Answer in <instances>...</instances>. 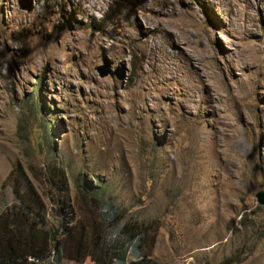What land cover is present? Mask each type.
<instances>
[{"label":"rangeland","instance_id":"rangeland-1","mask_svg":"<svg viewBox=\"0 0 264 264\" xmlns=\"http://www.w3.org/2000/svg\"><path fill=\"white\" fill-rule=\"evenodd\" d=\"M84 187L155 264H264V0H0V211L78 237Z\"/></svg>","mask_w":264,"mask_h":264},{"label":"trees","instance_id":"trees-1","mask_svg":"<svg viewBox=\"0 0 264 264\" xmlns=\"http://www.w3.org/2000/svg\"><path fill=\"white\" fill-rule=\"evenodd\" d=\"M60 176L62 179L63 175ZM61 181L53 179L52 183L59 186ZM16 192L25 195L26 189ZM34 194L31 200L26 199L19 205L0 211V264H61L67 258L82 262L90 253L96 264H155L151 261L156 241L155 235L150 233L153 224L121 226L126 214L114 203L99 200L90 187H84L81 192L84 204L81 210L98 213L99 224L95 219L83 224L78 237L74 236V228L71 230L65 226L63 238L57 232H44L39 226L44 213L37 201L39 195L36 191ZM90 228L95 235L92 240L89 239ZM113 229L119 230L120 238H108L109 231ZM135 249L138 250V258L130 261ZM52 252H55L54 262L44 263ZM237 263L234 258L221 262Z\"/></svg>","mask_w":264,"mask_h":264},{"label":"water","instance_id":"water-1","mask_svg":"<svg viewBox=\"0 0 264 264\" xmlns=\"http://www.w3.org/2000/svg\"><path fill=\"white\" fill-rule=\"evenodd\" d=\"M108 73H109V72H106V71L101 70V74H100V76H101V77H106V76L108 75ZM258 197H259V201H260V203H261L262 205H264V194L259 195Z\"/></svg>","mask_w":264,"mask_h":264},{"label":"built area","instance_id":"built-area-1","mask_svg":"<svg viewBox=\"0 0 264 264\" xmlns=\"http://www.w3.org/2000/svg\"><path fill=\"white\" fill-rule=\"evenodd\" d=\"M29 260H32V259L29 257Z\"/></svg>","mask_w":264,"mask_h":264},{"label":"crops","instance_id":"crops-1","mask_svg":"<svg viewBox=\"0 0 264 264\" xmlns=\"http://www.w3.org/2000/svg\"><path fill=\"white\" fill-rule=\"evenodd\" d=\"M137 258H138V256H137ZM137 258H136V259H137ZM136 259H135V260H136ZM132 260H133V259H132Z\"/></svg>","mask_w":264,"mask_h":264}]
</instances>
